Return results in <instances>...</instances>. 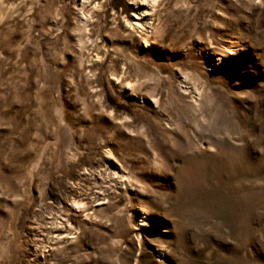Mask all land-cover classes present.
Returning <instances> with one entry per match:
<instances>
[{
	"label": "rangeland",
	"instance_id": "374dc122",
	"mask_svg": "<svg viewBox=\"0 0 264 264\" xmlns=\"http://www.w3.org/2000/svg\"><path fill=\"white\" fill-rule=\"evenodd\" d=\"M0 264H264V0H0Z\"/></svg>",
	"mask_w": 264,
	"mask_h": 264
},
{
	"label": "bare ground",
	"instance_id": "6f19581e",
	"mask_svg": "<svg viewBox=\"0 0 264 264\" xmlns=\"http://www.w3.org/2000/svg\"><path fill=\"white\" fill-rule=\"evenodd\" d=\"M76 209H79L80 208V205H78V204H75V206H74Z\"/></svg>",
	"mask_w": 264,
	"mask_h": 264
}]
</instances>
